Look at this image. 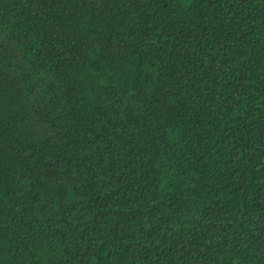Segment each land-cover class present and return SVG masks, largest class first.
<instances>
[{
    "label": "trees",
    "instance_id": "obj_1",
    "mask_svg": "<svg viewBox=\"0 0 264 264\" xmlns=\"http://www.w3.org/2000/svg\"><path fill=\"white\" fill-rule=\"evenodd\" d=\"M0 264H264V0H0Z\"/></svg>",
    "mask_w": 264,
    "mask_h": 264
}]
</instances>
